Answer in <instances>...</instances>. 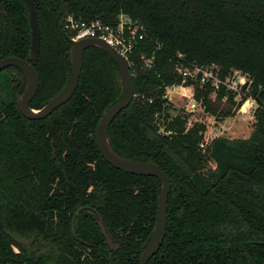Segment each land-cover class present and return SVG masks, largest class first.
Instances as JSON below:
<instances>
[{
  "label": "trees",
  "instance_id": "trees-1",
  "mask_svg": "<svg viewBox=\"0 0 264 264\" xmlns=\"http://www.w3.org/2000/svg\"><path fill=\"white\" fill-rule=\"evenodd\" d=\"M34 4L39 56L29 57L26 1L0 0V59L16 56L36 68L35 109L69 81L72 44L65 33L73 34L60 26L68 14L114 21L124 12L145 24V38L129 57L135 97L108 136L119 154L157 163L171 181L165 238L148 264H264V0ZM143 55L154 57L151 68ZM180 63L217 64L221 79L233 69L247 74L252 82L238 106L251 97L259 108L247 146L216 137L202 147L206 125L188 126L185 113L172 115L167 87L194 82L176 72ZM1 74L11 95L0 98V264H140L156 225L161 183L113 167L98 150L97 124L122 96L114 60L99 47L86 49L72 98L38 120L19 110L22 70L10 66ZM225 94L222 86L218 96Z\"/></svg>",
  "mask_w": 264,
  "mask_h": 264
},
{
  "label": "water",
  "instance_id": "water-1",
  "mask_svg": "<svg viewBox=\"0 0 264 264\" xmlns=\"http://www.w3.org/2000/svg\"><path fill=\"white\" fill-rule=\"evenodd\" d=\"M30 20L31 45L29 57L37 58L41 50V35L34 0H25ZM63 28V22L60 24ZM66 38L72 44L70 49L71 75L66 86L52 97L41 108H32L30 102L35 97L40 87V76L33 64L26 59L9 56L0 59V71L15 66L22 70L25 76V85L21 93H17V103L23 116L31 120L44 119L53 113L58 107L69 101L75 93L84 64L85 50L90 47H99L114 60L118 66L122 83L121 98L111 105L101 116L95 132L98 150L102 157L113 167L126 173L144 176H155L160 180L161 189L158 196V212L156 225L151 239L144 247L140 264H148V261L159 251L166 234L167 228V201L171 191V181L168 174L155 162L139 160L119 154L111 145L108 130L117 115L130 105L135 97V85L129 60L121 55L113 46L101 38L87 37L75 40L65 33Z\"/></svg>",
  "mask_w": 264,
  "mask_h": 264
},
{
  "label": "rangeland",
  "instance_id": "rangeland-1",
  "mask_svg": "<svg viewBox=\"0 0 264 264\" xmlns=\"http://www.w3.org/2000/svg\"><path fill=\"white\" fill-rule=\"evenodd\" d=\"M144 27L145 24L140 20H136ZM217 69L220 70V66L214 64ZM214 66V67H215ZM238 72V76L231 78L233 73ZM230 76L225 80V84L218 86L219 77L217 74H213L212 77L209 73H203V78H198L191 85H175L168 86L167 97L172 103L173 109L170 110L172 115L178 113H185L188 116V126H191L195 122H201L206 125L205 135L210 139L216 137H224L228 140H234L239 146H247V142L250 141L251 135L256 130L257 122V110L258 103L256 100L249 98V102L244 103L243 106L239 105V97L233 101L229 98L230 89L232 85L243 86L245 81L250 84L252 81L248 80L246 73L240 69H233L230 71ZM3 75H0V98L7 99V94L11 95V84L2 81ZM231 79V80H229ZM241 81V82H240ZM207 83V84H206ZM246 84L245 91H248L249 85ZM226 87V94L223 97H219L218 93L222 86ZM244 87V86H243ZM238 88L240 92L244 89ZM198 89V90H197ZM232 89V88H231ZM200 94V98L196 94ZM206 98V102L205 99ZM196 101L198 108L195 111L188 110L190 102ZM209 105V108H208ZM163 129H161V132ZM216 162L211 160L208 164L209 167H215Z\"/></svg>",
  "mask_w": 264,
  "mask_h": 264
},
{
  "label": "built area",
  "instance_id": "built-area-1",
  "mask_svg": "<svg viewBox=\"0 0 264 264\" xmlns=\"http://www.w3.org/2000/svg\"><path fill=\"white\" fill-rule=\"evenodd\" d=\"M63 28L66 31L72 33L73 35L70 37H72L75 40L83 39L87 37L103 39L104 41L108 42L111 46H113L121 55L125 56L129 60L131 67L133 62L130 60L129 57L132 55V53L134 52L136 47L140 44V42L144 40L145 30H146L141 23L137 22L131 16H129L124 12H121L114 21H104L99 18L91 21H86L83 19H78L74 17V15L72 14H68L63 20ZM142 59L145 68H151L153 66V62H154L153 56L147 57L143 55ZM214 66H215L214 64L209 66H199V65H188L185 63H180L176 66L175 70L178 74H180L183 77L184 82L187 80H192L195 82L196 79L201 78L203 76V73H209L212 77H214L213 74H217V76L219 77L218 86L219 85L221 86V84H225V80L230 75L226 76L225 79H221L219 76V69H217V67ZM238 74H239L238 72L233 73L231 78H233L234 76L237 77ZM205 78L206 77H204L203 79ZM246 84L247 81H245L244 85ZM175 85L176 84L170 86H175ZM181 85L185 86L184 84ZM243 86L232 85L231 87L232 89L230 88L227 90L237 92L234 99L239 97L240 98L239 101H240L242 96V91L240 92L238 88ZM245 102H249V98H247L241 104L243 108L245 106L244 105ZM197 108H198V104L195 100L190 102L188 106V110L195 111ZM205 134L206 133H204L203 143H201L202 147H205L211 141Z\"/></svg>",
  "mask_w": 264,
  "mask_h": 264
}]
</instances>
